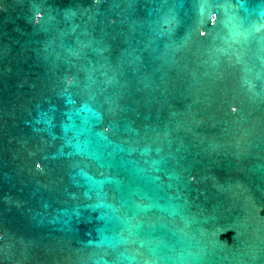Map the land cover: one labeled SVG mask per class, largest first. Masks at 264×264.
Segmentation results:
<instances>
[{"label":"water","instance_id":"obj_1","mask_svg":"<svg viewBox=\"0 0 264 264\" xmlns=\"http://www.w3.org/2000/svg\"><path fill=\"white\" fill-rule=\"evenodd\" d=\"M0 264H264V0H0Z\"/></svg>","mask_w":264,"mask_h":264}]
</instances>
